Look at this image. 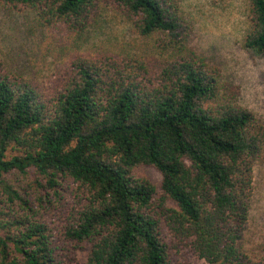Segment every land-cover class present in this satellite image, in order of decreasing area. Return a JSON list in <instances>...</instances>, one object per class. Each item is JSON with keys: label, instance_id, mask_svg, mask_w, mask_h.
<instances>
[{"label": "trees", "instance_id": "1", "mask_svg": "<svg viewBox=\"0 0 264 264\" xmlns=\"http://www.w3.org/2000/svg\"><path fill=\"white\" fill-rule=\"evenodd\" d=\"M1 1L68 35L114 6L148 47L73 51L46 80L0 64V264H264L243 243L264 126L191 47L179 1ZM247 1L242 47L262 57L264 0Z\"/></svg>", "mask_w": 264, "mask_h": 264}, {"label": "rangeland", "instance_id": "2", "mask_svg": "<svg viewBox=\"0 0 264 264\" xmlns=\"http://www.w3.org/2000/svg\"><path fill=\"white\" fill-rule=\"evenodd\" d=\"M192 26L190 45L217 66L221 78L238 89V103L264 126V56H253L242 47L247 29V0H178ZM30 11L15 10L0 0V64L9 71L46 80L69 53L123 55L141 53L148 47L121 12L101 5L90 26L81 34L35 28ZM135 175L153 184L160 176L151 168L138 167ZM244 249L264 258V154L253 167V191ZM79 262L85 259L79 257ZM176 264H204L188 250Z\"/></svg>", "mask_w": 264, "mask_h": 264}]
</instances>
